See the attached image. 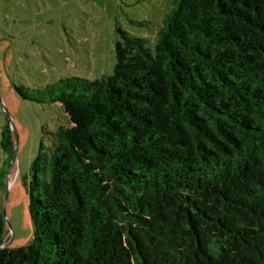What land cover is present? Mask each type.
Here are the masks:
<instances>
[{
    "label": "trees",
    "instance_id": "16d2710c",
    "mask_svg": "<svg viewBox=\"0 0 264 264\" xmlns=\"http://www.w3.org/2000/svg\"><path fill=\"white\" fill-rule=\"evenodd\" d=\"M172 2L153 50L117 25L111 75L14 84L68 122L31 165L34 238L0 264H264V0Z\"/></svg>",
    "mask_w": 264,
    "mask_h": 264
},
{
    "label": "rangeland",
    "instance_id": "374dc122",
    "mask_svg": "<svg viewBox=\"0 0 264 264\" xmlns=\"http://www.w3.org/2000/svg\"><path fill=\"white\" fill-rule=\"evenodd\" d=\"M172 1L0 0V214L12 238L8 246L25 245L34 238L28 192L31 165L41 143H50L45 131L68 122L60 102L41 104L23 98L14 84L35 88L71 75L89 79L111 75L117 25L148 37L153 50L156 31ZM145 19L151 21L150 27L132 22ZM8 123L14 141L10 162L1 145Z\"/></svg>",
    "mask_w": 264,
    "mask_h": 264
},
{
    "label": "water",
    "instance_id": "95a60500",
    "mask_svg": "<svg viewBox=\"0 0 264 264\" xmlns=\"http://www.w3.org/2000/svg\"><path fill=\"white\" fill-rule=\"evenodd\" d=\"M15 159H16V158L13 159V161H12V165H11V168H10V170H9V172L7 173V176H6V183H7V185H10L9 174H10L11 170H12L13 167H14ZM5 239H6V240L0 245V249H3L4 247H7V246L10 244L11 240H12L11 236H9V235H7Z\"/></svg>",
    "mask_w": 264,
    "mask_h": 264
}]
</instances>
